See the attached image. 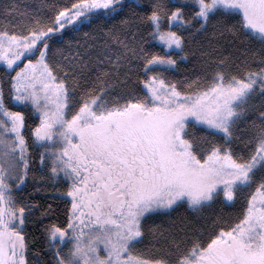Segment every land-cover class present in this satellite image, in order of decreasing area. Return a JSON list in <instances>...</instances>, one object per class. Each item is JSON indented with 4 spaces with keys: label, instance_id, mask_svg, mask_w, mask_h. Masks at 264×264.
I'll use <instances>...</instances> for the list:
<instances>
[{
    "label": "snow or ice",
    "instance_id": "snow-or-ice-1",
    "mask_svg": "<svg viewBox=\"0 0 264 264\" xmlns=\"http://www.w3.org/2000/svg\"><path fill=\"white\" fill-rule=\"evenodd\" d=\"M0 65V264H264V0H7Z\"/></svg>",
    "mask_w": 264,
    "mask_h": 264
},
{
    "label": "trees",
    "instance_id": "trees-1",
    "mask_svg": "<svg viewBox=\"0 0 264 264\" xmlns=\"http://www.w3.org/2000/svg\"><path fill=\"white\" fill-rule=\"evenodd\" d=\"M7 0H0V4L6 3ZM17 2L21 5L24 6L26 4L28 5H33L35 6L36 4L39 3V0H17ZM127 14V12L125 13ZM95 28V24L93 25H86L81 29L80 33H76L72 31L71 28H69L66 31V34L64 36V41L68 40H77L80 39L83 35V32H91ZM200 43L204 44L205 46L208 45L209 42L212 43H217V41L211 37V35L207 37H202L198 36L196 38ZM220 45H222V50L224 51V54L227 55L229 54L232 49L227 43V41H220ZM59 47H63L64 43L59 42L57 44ZM151 46L154 48L156 51H162L163 49L161 46L156 44L155 41L152 42ZM197 70V60L196 58L189 57L188 61L183 62L182 65V70L179 74L176 73H168L169 76L174 77V78H183L184 75H189L191 76L194 71ZM0 78H6L4 77L3 74V68H0ZM258 103V101H257ZM16 110V109H14ZM29 124H35L38 123L37 120L30 119ZM33 170L35 173V176L37 177V181L39 180V177L42 175L40 166L38 164V159L35 153V150H33ZM59 192L64 191V186L63 184H60L57 186ZM36 188H40V191H37ZM36 188L32 186V182L29 183L28 187L22 192L19 193V196L22 197L26 202H34L39 205L38 208L34 209L33 211V223L29 225L28 231L30 233H33L36 237H39L41 242L43 241V238L41 236V232L43 230V225L49 224V223H57L60 225L64 224L65 221V214H64V209L66 205V201L61 200L57 198L56 196V189H53L52 187H49L47 185L41 186L39 183H36ZM48 205H51L52 208L55 210L54 214L49 215L48 217H41V212L45 211L48 207ZM183 212V210H181ZM185 215L191 216V213H184ZM42 221V223H41ZM45 259H48L46 256Z\"/></svg>",
    "mask_w": 264,
    "mask_h": 264
},
{
    "label": "rangeland",
    "instance_id": "rangeland-1",
    "mask_svg": "<svg viewBox=\"0 0 264 264\" xmlns=\"http://www.w3.org/2000/svg\"><path fill=\"white\" fill-rule=\"evenodd\" d=\"M155 42H156V44H158L160 46L158 41H155ZM0 68H3V65H0ZM37 122H38V120H37Z\"/></svg>",
    "mask_w": 264,
    "mask_h": 264
}]
</instances>
